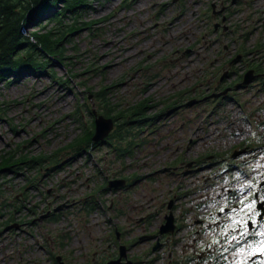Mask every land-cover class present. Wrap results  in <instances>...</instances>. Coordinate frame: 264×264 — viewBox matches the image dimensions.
Returning <instances> with one entry per match:
<instances>
[{"label": "rangeland", "instance_id": "rangeland-1", "mask_svg": "<svg viewBox=\"0 0 264 264\" xmlns=\"http://www.w3.org/2000/svg\"><path fill=\"white\" fill-rule=\"evenodd\" d=\"M123 1L94 0L81 19L86 26L73 37L75 46H62L65 60L52 57L51 67L43 72L0 83V158L13 151L28 160L53 156L31 169H14L22 173L23 168L34 180L27 189L24 177L0 175V206H12L0 210V264H54L55 256L66 264H84L89 255L110 246L114 237L103 239L100 211L96 206L86 209L89 197L102 201L101 207L115 202L111 232L119 229L120 245H129V257L137 260L151 255L152 244L144 235L159 228L169 201L187 236L180 241L169 236L168 244L151 256H159L157 264H174L179 255L195 258L194 264L199 258L214 264L227 247L242 253L241 258L254 252L264 255L259 243L264 223L252 231L245 227L255 210L254 194L227 193L217 173L232 170L227 166L230 153L248 144L250 150L259 149L232 165L242 169L244 160L264 179V0ZM236 54L238 59L227 64ZM253 66L260 67L262 76L234 89L239 76ZM225 87L231 92L223 101L203 100L208 92ZM138 104L148 107L144 113L118 117ZM167 104L184 106L162 113ZM105 113L119 119L109 134L110 144L73 157L69 145L84 130L94 131V119ZM206 156L221 159L210 166L214 162L203 161ZM200 158L198 172L188 176L162 170L177 160ZM53 162L58 163L54 170ZM121 179L127 180L128 191L102 192L109 181ZM259 192L264 198V191ZM229 199L238 206L223 220L220 206ZM190 208L205 213L201 224L212 228L206 237L194 233L200 222L198 215L189 214ZM154 211L160 214L147 223L138 221L142 212ZM241 211L251 212L236 219L243 222L245 233L236 237L233 219ZM226 227L233 233H223Z\"/></svg>", "mask_w": 264, "mask_h": 264}, {"label": "trees", "instance_id": "trees-1", "mask_svg": "<svg viewBox=\"0 0 264 264\" xmlns=\"http://www.w3.org/2000/svg\"><path fill=\"white\" fill-rule=\"evenodd\" d=\"M93 1L94 0H0V83L3 82V84L9 85L14 81L15 76L28 73L34 74L37 71L43 72L45 69L51 67L52 57L58 58V61L65 60L64 52L66 50L62 48V46L66 43L71 44L73 47L75 46L72 44L73 37L81 30L82 26H86L87 23L82 22L81 19L92 9L91 4ZM68 21L72 23L69 24ZM43 23H52L54 27L48 29ZM29 28L34 31L27 32L26 29ZM257 68L260 69V67ZM260 71H262V69ZM242 77L243 75L240 76L239 80ZM176 106L177 104H167L165 108L167 110L161 112H168L171 109H175ZM147 108L148 107H145V105L138 104V106L133 107L131 110L125 109L119 112L118 117L120 118L122 116L124 118L126 116H124V114L129 115L130 113H133V115H140L144 113V111L141 112V110ZM104 117L107 119L111 118L114 123L119 120L118 117H111V115L107 113H105ZM144 119L145 122H149V118ZM93 133V130H84L83 133L69 145L74 152L73 157L80 156L89 149L92 150L101 145L110 144L109 142L111 138H113L112 135H109L103 142L93 143L91 141ZM15 153L16 151L6 153L4 157L0 158V175L5 177L8 173H14L16 176L24 177L27 181L26 189L31 187L34 180L26 175V172H23V168L20 169L22 173L14 172V169L23 165L31 169V165L36 164V162H42L47 158H53V156L45 157L41 155L28 160L25 155L16 157L17 155ZM54 164L56 166H53V170L57 168L58 163ZM40 177L41 174H39V178ZM11 207L12 206H9V204L2 203L0 210L5 211L6 209H11ZM86 209L89 212L92 211L94 207L88 202ZM27 210L29 211V208ZM32 211L34 210L31 209L30 212ZM2 215L4 216L3 213ZM12 220L13 219L9 221ZM133 260L136 262L139 259ZM186 260L191 261L192 259Z\"/></svg>", "mask_w": 264, "mask_h": 264}, {"label": "built area", "instance_id": "built-area-1", "mask_svg": "<svg viewBox=\"0 0 264 264\" xmlns=\"http://www.w3.org/2000/svg\"><path fill=\"white\" fill-rule=\"evenodd\" d=\"M243 158H244V156L241 157L240 159H243ZM240 163H242L244 165V168L240 169V168L235 166L232 170H229V173L227 175V180L225 181L224 188H228L227 189V193L235 192V194L237 195L240 192H243V195H248L249 196L250 194H253L254 192H258L259 191V185L264 179L259 177L257 175V173H255V171L249 170L247 168V163L244 160H243V162L240 161ZM86 165H87V163L85 164L83 169L87 168ZM233 196H234V194H233ZM101 204H102V201H99V202L95 203V206H96L95 207V211L99 210L100 213H101V218H102L101 221L103 222L101 224L102 227H103L102 236H103V239H104V238H108V236L111 235V221H112V220H110V217H111L110 208H111V206L110 205L105 206L103 204L102 207H101L100 206ZM230 206H231V208L229 209ZM236 206H238V204L237 203H233V201L231 199H229V203L227 205H225V206L221 205L220 206V208L222 209L221 211L224 214L223 220L224 219L227 220V218H228L227 215L232 214L233 208H235ZM204 208H206V207H204ZM249 212L250 211L237 212L235 218L233 219V221L235 222V226L233 227V230H235V232L234 233L233 232H229L230 229L228 227H226L223 230L224 231L227 230V232L223 231V233H225V234L233 233L236 237H238L240 234L242 235V233H243V222L236 221V219L237 218H244L245 219V217L247 216V214ZM107 213H109V217L106 216ZM192 213L195 214V216L196 215L199 216V217H196V219H198V221H201V222L205 223V220H204L205 219L204 218L205 217V213L204 212L202 213L201 210L198 212V211H196V209L193 210V209L190 208L189 209V214H192ZM241 213L244 215V217L242 215L240 216ZM103 216H105V218ZM244 219H243V221H244ZM201 222H200V224H198L197 227L206 226L205 230L196 229L197 227H195L193 229L194 233L199 238L206 237L208 231L212 230V228L210 229V227H208L207 225H202L203 223L201 224ZM227 222H229V221H227ZM177 224H178L179 228L174 233L173 236L180 241L182 239V236L186 235L185 234V227H181L182 226V222H180V221H178ZM211 234H214V233L211 232ZM214 236L216 237V235H214ZM166 244H168V243L166 242L165 245ZM108 247L110 248V246H107V248ZM81 248H83V250L86 251V249L84 247H81ZM71 252H72V250H71ZM96 252H99V251H96ZM232 252H233V255H232ZM129 254H130V251L128 252V257H129ZM152 254L147 259L143 258L140 261H138L136 264H152L153 262H154L153 264H157L156 262H157V260H158L157 258H159V256L151 257ZM237 254H238L237 250L232 249L231 247H227L225 249V251L220 252L219 256L214 258V262L213 263L214 264H260V263H262L264 261V255H260L257 252H254L252 255H250V254L244 255V258L246 257L245 260H244V258H241V254L242 253H240L239 255H237ZM193 255H195V253H193V254H191L189 256L192 257ZM260 256H261V258H259ZM170 258H171V256L169 257V259ZM192 258H194V257H192ZM129 259L131 260V257H129ZM200 259L201 258L197 259L198 262L196 261L197 263H195V264H205V260H200ZM171 260H175V258L171 259ZM184 260H185V256L183 257V256L179 255V257L176 258V262L174 264H179V263L186 264V260L185 261ZM194 262H195V258H194V260H191L188 264H194Z\"/></svg>", "mask_w": 264, "mask_h": 264}, {"label": "flooded vegetation", "instance_id": "flooded-vegetation-1", "mask_svg": "<svg viewBox=\"0 0 264 264\" xmlns=\"http://www.w3.org/2000/svg\"><path fill=\"white\" fill-rule=\"evenodd\" d=\"M224 9H226L227 10V8L226 7H224ZM218 25H216L215 27H217ZM215 27H214V29H215ZM238 57H239V55L238 54H236L234 57H232L231 59H229V60H227V64H229V65H231L232 64V62H235L237 59H238ZM254 67V66H253ZM231 69H232V67H230L225 73L226 74H228L230 71H231ZM254 70V74L255 75H260L259 73H257V72H259L258 71V68L256 67L255 69H253ZM249 71V70H248ZM242 76V75H241ZM223 77V76H222ZM222 77H220V79H219V81H221L222 79ZM260 77V76H259ZM258 77V78H259ZM239 78H240V76H239ZM243 78V77H242ZM242 78L240 79V80H238V82L239 83H241V81H242ZM257 78V79H258ZM256 79V80H257ZM237 82V83H238ZM236 83V84H237ZM238 83V84H239ZM244 88H246V87H244ZM225 89H230L229 87H225V88H216L215 90H214V92H208V94H207V96L206 97H204V98H207V97H209V96H211V95H218V94H221ZM229 92H231V91H229ZM228 92V93H229ZM228 93L225 95V96H222V97H220V98H217V99H206V101L207 100H220V101H223L224 99H226L228 96ZM194 101V100H193ZM194 104V103H193ZM186 105V104H185ZM182 106H184V105H180V106H176L175 107V109H171V110H169L168 112H171V111H174V110H176V109H178V108H180V107H182ZM167 112V113H168ZM163 115V114H162ZM161 115V116H162ZM238 151H244V153L243 154H241V155H247V154H250L251 153V151H249V150H247V147H240L239 146V149L237 150V151H235V152H238ZM233 154V152L232 153H230V156ZM213 161L214 163H211L210 164V166H213V165H215L216 163H218V159L216 158V156H212V157H208V156H206L204 159H203V161ZM200 164H203V162L201 161V158L200 159H191V160H186V161H181V160H177V161H175L174 163H172V164H169L168 166H163L162 167V170L163 171H166V170H171V171H173V173L174 174H176L178 171H180L182 174H184L185 176H188V175H190V174H192L193 172H198V170H199V166H200ZM204 164H205V162H204ZM218 174H221L222 175V180H227V175H228V173H229V171H227V170H225V171H223V172H217ZM190 178V177H189ZM205 183H207V180L205 181ZM209 185H211V183H209ZM262 187H264V180H263V182H262V185H261V188ZM116 204H115V202H113L112 203V206H111V210L112 211H114L115 209H116ZM171 209H172V207H171ZM172 213H173V211H172ZM160 213H159V211H154V212H149L148 214H145L144 212H142V214H141V216L139 217V219H138V221H143L144 220V222L145 223H147L149 220H151L152 218H154V217H157L158 215H159ZM259 215H260V212L259 211H255V212H253L252 214H251V216L249 217V221L250 222H252L253 223V225L251 226V228L252 227H254V224L256 223L255 222V218H256V220H258V221H260V222H262L263 221V217L261 218V219H259ZM164 217H165V215L163 216V218H162V222H161V225L163 224V221H164ZM176 219V218H175ZM197 222H201V221H197ZM141 224H143V223H141ZM161 225L159 226V228L157 229V230H155L152 234H150L149 236H147V235H144L145 237H147L149 240H150V243L152 244L151 246H150V250H151V248L153 247V245H155L156 243H159L160 244V247L158 248V249H161V247H162V245H165V243L167 242V241H169V235H159V229H160V227H161ZM250 227V226H249ZM116 234L118 235V238H113V243L111 242V254H109L108 256H107V252H108V250H103V252L102 253H98V252H96V253H94L89 259H87L86 260V262L84 263V264H108L110 261H116L117 259H118V255H119V252H118V250H119V245H120V243H119V241H120V239H121V237H119V236H121V233L120 232H117V233H114V235L116 236ZM141 240V239H140ZM196 241H195V244H197V239H195ZM163 241V243L164 244H162L161 242ZM116 246H117V248H116ZM164 247V246H163ZM116 251H117V253H116ZM127 253H128V249H127V247H126V251H125V255H127ZM54 264H58V262H55ZM119 264H124V260H121V262L119 263Z\"/></svg>", "mask_w": 264, "mask_h": 264}, {"label": "water", "instance_id": "water-1", "mask_svg": "<svg viewBox=\"0 0 264 264\" xmlns=\"http://www.w3.org/2000/svg\"><path fill=\"white\" fill-rule=\"evenodd\" d=\"M216 28L217 27H215V29ZM259 76H262V75H255L253 70L247 71L244 74L241 83L236 84L234 86V89L238 90L242 87H245L246 85L250 84L252 81L256 80ZM223 77H224V75H223ZM223 77L221 79H223ZM229 91H231V89H225L221 94L211 95V96L205 98L204 100L220 98L222 96H225ZM193 103H194V101L191 102V104H193ZM93 115H96V114L93 113ZM113 128H114V122L112 119H107L103 116H97L94 119V133L91 137V141L93 143L103 142L109 136V134L112 132ZM243 153H244V151L234 152L231 157L236 158ZM124 185H125L124 180H114V181L108 182V189H119V188H122ZM65 207H66V205L57 207L56 209H54V213L60 211L62 208H65ZM171 207H172V201H170L168 206H167L168 210H171ZM256 208L258 211H260L259 219H261L262 217H264V202L258 203ZM42 218H44V217H42ZM38 220H40V219H38ZM15 227L16 226L7 227L5 230H10V229L15 228ZM174 229H175L174 217H173V214L171 212H169L164 217V223L161 225V227L159 229V235L172 234L174 232ZM117 238H118V235H117ZM159 247H160L159 243L155 244L152 248V251L153 252L156 251ZM125 251H126L125 247L120 246L118 259L116 261H110L108 264H119L122 259L126 258ZM56 261L58 262V264H64L61 261L60 257H57ZM124 264H131V262H126Z\"/></svg>", "mask_w": 264, "mask_h": 264}, {"label": "snow or ice", "instance_id": "snow-or-ice-1", "mask_svg": "<svg viewBox=\"0 0 264 264\" xmlns=\"http://www.w3.org/2000/svg\"><path fill=\"white\" fill-rule=\"evenodd\" d=\"M222 210V209H221ZM246 227V224H245ZM245 233H242V235H244ZM261 235H264V232L260 233ZM233 239H235V237H233ZM260 246H261V251H264V240L260 241Z\"/></svg>", "mask_w": 264, "mask_h": 264}]
</instances>
